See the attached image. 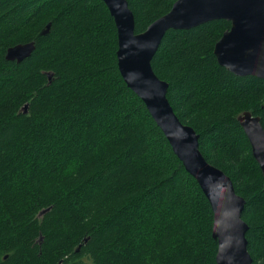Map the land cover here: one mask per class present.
Returning a JSON list of instances; mask_svg holds the SVG:
<instances>
[{"label": "trees", "instance_id": "obj_1", "mask_svg": "<svg viewBox=\"0 0 264 264\" xmlns=\"http://www.w3.org/2000/svg\"><path fill=\"white\" fill-rule=\"evenodd\" d=\"M174 1L127 0L135 33ZM229 28L169 29L151 66L245 199L247 249L264 264V176L237 120L250 111L264 128V79L219 65ZM30 41L29 57L5 59ZM116 50L102 0H0V264H216L211 205L122 79Z\"/></svg>", "mask_w": 264, "mask_h": 264}, {"label": "water", "instance_id": "obj_2", "mask_svg": "<svg viewBox=\"0 0 264 264\" xmlns=\"http://www.w3.org/2000/svg\"><path fill=\"white\" fill-rule=\"evenodd\" d=\"M102 1L115 23L116 59L122 79L142 100L174 154L198 182L211 205L212 236L217 241L216 264H253L245 236L248 225L242 219L245 199L236 193L230 177L204 158L199 150L198 134L191 126L182 123L174 113L166 96L168 83L154 73L151 60L167 30L190 29L205 22L225 19L230 22V28L214 47L219 65L236 76L264 79V0H175L166 14L140 33L134 31V15L127 0ZM48 30L49 24L41 34H47ZM34 48V41L12 45L6 49L5 59L19 63L29 57ZM237 120L264 176V128L260 117L250 111H243ZM187 152L194 158L191 165ZM203 173H207L208 188L218 205H221L218 198L222 197L234 205L229 213V221L235 225V242L228 240L222 222L216 228L218 212L212 197L203 187ZM221 229L224 231L223 238Z\"/></svg>", "mask_w": 264, "mask_h": 264}, {"label": "bare ground", "instance_id": "obj_3", "mask_svg": "<svg viewBox=\"0 0 264 264\" xmlns=\"http://www.w3.org/2000/svg\"><path fill=\"white\" fill-rule=\"evenodd\" d=\"M186 155L189 158L190 165H191V163L194 162V158H193L192 155L189 154V152H187ZM203 177H204L203 187L207 190V192H209L210 196L213 199L215 208H216V210L218 212V220H217V223H216V228L218 229L219 223L222 222L221 223L222 226L226 227V231L227 232L226 231L225 232H226V236L228 237V240L230 242H235L236 239H235V235L233 233L234 230H235V225L233 223H231V221H229V215H230L229 213L232 211L234 205H233V203L231 201H229V200H227L225 198L223 200V197H222L220 199L218 198V201L221 204L219 206L217 201H216V199H215V197H214V195L212 194V192L208 188V185H207V179H208L207 173H203ZM221 232H222V229H221ZM223 232H222L221 236L223 235ZM223 236H222V238H223Z\"/></svg>", "mask_w": 264, "mask_h": 264}]
</instances>
